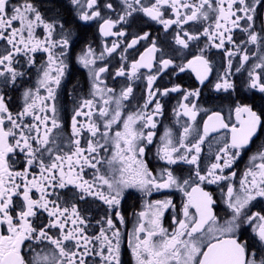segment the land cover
<instances>
[{"label":"snow or ice","instance_id":"6c2138e0","mask_svg":"<svg viewBox=\"0 0 264 264\" xmlns=\"http://www.w3.org/2000/svg\"><path fill=\"white\" fill-rule=\"evenodd\" d=\"M261 8L264 0H0V264H89V258L93 264H122V233L114 220L125 223L120 208L128 188L176 189L185 197L179 211L168 198L146 203L136 214V226L127 234L133 264H264V210L251 211L253 202L264 200V142L249 156L238 188L233 170L264 132V54L250 56L248 49L255 45L264 52ZM90 24L97 26L102 48L98 52L86 42L76 54V64L87 71L88 92L76 99V88L67 90L73 107L62 146L57 101L79 39L75 29ZM153 24L163 39L144 30ZM202 38L203 47L193 52V42L199 45ZM211 49L226 61L214 90L235 92L233 68L244 69L243 86L251 95L233 98L228 118L211 112L203 133L189 142L193 122L207 111L198 107L200 88L161 89L156 81L162 73L190 71L204 85L213 71ZM116 56L113 67L108 58ZM33 68L35 87L23 89L14 110L9 93L23 86ZM141 77L144 103L125 115V102L134 98V81ZM109 78L120 81L119 90L109 86ZM171 93L180 96L173 108L177 121L187 122L178 138L169 129L160 137L156 155L165 167L154 175L144 159V142L153 143L156 117L163 115L161 98ZM121 125L113 134V126ZM221 129L223 146L202 168L201 145ZM109 150L111 158L105 159L101 153ZM103 164L111 175L102 172ZM180 164L190 166L187 178L171 167ZM210 185L221 188L219 201L207 190ZM96 201L106 211L96 220L99 231L90 234L87 213ZM168 209L171 225L164 227Z\"/></svg>","mask_w":264,"mask_h":264},{"label":"flooded vegetation","instance_id":"af4514ba","mask_svg":"<svg viewBox=\"0 0 264 264\" xmlns=\"http://www.w3.org/2000/svg\"><path fill=\"white\" fill-rule=\"evenodd\" d=\"M12 3H16L17 0H11ZM64 3H67V0H64ZM261 12H264V8H261ZM71 19V16L68 17ZM199 27L198 25L193 26ZM259 24L257 25V28ZM146 31H151L153 36L160 35L161 39L164 37V33L161 30L159 25H151V27H145ZM75 31L78 33L79 39L74 44L71 58L69 60V74L66 75L62 89L60 90V95L58 97L57 106L59 108V115L61 117L63 128L60 130L59 141L62 146H67V136L70 135V119L72 114L73 102L69 99L67 95V90L75 87V97L79 99L87 95L88 85H87V71L83 68H80L78 64L75 62L76 54L80 51V48L87 42L91 43L94 48L99 50L102 48L101 38L99 37L97 26L95 24H90L87 26H77ZM235 35L237 38H243L242 34L239 30H236ZM110 42V41H109ZM204 39L202 38L197 45V42H193L191 48L194 52L197 48L203 47ZM249 55L252 53H257V56L264 54L260 49L255 45H249ZM140 51H143V48L140 47ZM41 54H38V60ZM136 58H138V53L135 54ZM185 55H187V50H185ZM210 59L212 60L213 71L209 75V79L205 82L204 85H200L199 82L195 79V75L190 71H186L184 73H178L173 75L170 71L167 74H161L156 81V87L163 89L164 87H171L173 84H179L185 89H194L200 88L201 94L198 98V107L207 111H200L197 120L193 122V130L188 136V141L193 142L195 139L199 137L203 133V122L207 119V116L211 114L213 111H220L225 118H228L230 113L231 101L236 96L243 94L245 96H250L251 94L247 92V90L243 86V82L246 79L247 71L242 69L240 73H236L233 68V75L231 79L235 83L236 91L235 92H216L213 88L214 83L216 82L217 75L222 73L225 68V58L223 53L216 50L211 49L208 53ZM190 58V57H189ZM113 67L118 66L119 56L115 58H108ZM177 63L182 62V57L176 55L175 57ZM252 62L256 61V57H251ZM102 63V62H98ZM233 64L239 65V58H233ZM145 72L146 70H141ZM23 86L18 88V90L14 92H10L9 95L12 97V107L14 110H18L20 104L22 103L20 94L24 88L27 87H35L36 81V69L33 68L31 74L29 76H25ZM109 86L116 87L119 90L120 81H113L111 78L108 79ZM146 81L141 77V79L134 81V98H132L131 102H125L126 108L124 109L125 115L129 111H135L137 105H142L144 103V98H146ZM162 103L164 104L163 115L157 116L156 119L158 121L156 129H154L156 135L153 137V143L147 144L146 141V151L144 159L149 164L150 169L153 171L154 175H159L160 170L165 167L164 162L160 161L157 158V148L160 145V137L163 135L165 129L171 130L173 136L178 138L179 134L183 132V126L187 122L186 117L180 118L179 122L173 113V108L176 106L177 101L180 99L179 94L171 93L167 97H163ZM261 98L259 94L255 97V103L260 104ZM234 120V116L232 117ZM116 130H122V125L120 128L113 126V134ZM147 131V130H145ZM225 136V130L221 129L218 132H211L205 138V142L201 145V160L200 165L202 168L206 167L212 160H214L215 153L219 149V147L223 146L222 137ZM264 142V132H261L257 138L254 139V142L250 145V147L243 153L242 157L238 159L237 163L234 165L233 170L237 172V177L235 179V183L237 188L239 187V179L243 174V171L248 166V158L254 153L257 147ZM111 149V144L107 146ZM101 155L105 157V159H110L112 152L109 150L108 152H102ZM19 167V165H17ZM103 173L107 175L112 174V170L109 168L107 164L100 165ZM118 167V164H117ZM176 170L177 175H183L185 178L188 176L189 165H173L171 166ZM88 176L86 178H91L92 170H87ZM118 176L119 173L117 172ZM207 190L212 191L214 197L217 201L220 200L222 195L221 188L217 185L206 186ZM170 198L173 203L176 205L177 211H179L182 206V202L185 197L183 194L176 189H162L160 191L152 190L149 193L141 192L136 188H128L125 189V195L121 200V213L124 217L125 223L123 225L120 224L119 220H114L116 226L120 228L122 233L121 240V261L122 264H133L131 251L128 248L127 240H128V232H130L137 223V213L145 210L146 203H150L155 200H163ZM91 201V198H89ZM99 205V207H97ZM82 207H89V205L82 204ZM219 207H223V205H219ZM264 210V200H260L257 202H253V206L251 207L252 212L262 211ZM106 206L103 205L100 201H96L95 204L90 205V212L87 213L91 217V226L89 228V233L94 234L99 231V225L96 224V220L100 219L101 216L105 215ZM194 211V210H193ZM173 215L172 209H168L163 218L164 227H169L171 225V217ZM251 228H248L246 231V235H251ZM25 254H27V249H25ZM98 259V258H96ZM89 264H93L92 258H89Z\"/></svg>","mask_w":264,"mask_h":264}]
</instances>
